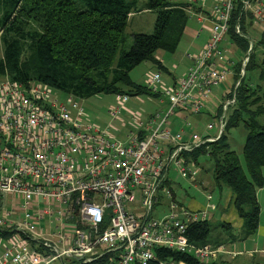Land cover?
<instances>
[{
  "label": "built area",
  "instance_id": "2783aa9c",
  "mask_svg": "<svg viewBox=\"0 0 264 264\" xmlns=\"http://www.w3.org/2000/svg\"><path fill=\"white\" fill-rule=\"evenodd\" d=\"M182 1L187 17L206 31V41L174 82L162 80L157 69L149 73L144 85L166 99L163 111L142 119L140 112L124 108L127 94H115L118 105L108 114L114 119L125 110L129 129L122 141L113 136V125L84 119L72 95L61 99L40 82L24 87L0 80V264H71L73 254H82L74 258L81 262L107 256V264H182L159 258L156 248L206 263L225 252L221 246L189 241L188 225L206 219L214 206L179 207L167 181L169 170L194 180L198 165L187 163L183 154L223 133L234 91L218 103L224 118L214 113L213 123L206 125L217 137L190 133L184 140L181 129H172L170 117L181 111L198 114L212 88L226 81L230 65L237 63L219 48L237 0ZM240 6L255 22L264 20V0H240ZM233 31L241 34L238 20ZM159 206L167 212L154 215ZM54 221L56 227L50 225Z\"/></svg>",
  "mask_w": 264,
  "mask_h": 264
},
{
  "label": "trees",
  "instance_id": "16d2710c",
  "mask_svg": "<svg viewBox=\"0 0 264 264\" xmlns=\"http://www.w3.org/2000/svg\"><path fill=\"white\" fill-rule=\"evenodd\" d=\"M180 1L144 0L142 8L156 14L153 30L133 33L129 44L125 45V28L136 0H0V75H3L0 80L7 78L24 87L28 82H40L79 100L103 93L156 97L144 84H133L128 72L143 61H150L160 71L162 66L155 56L176 50L188 18L182 8L187 4ZM240 8V0H237L227 35L245 51L247 41L233 31L236 20L240 29L243 23L244 13ZM259 43L264 44V40ZM232 68L235 100L229 107L223 133L212 142L184 152L183 156L187 163L198 165L200 157L211 163L212 181L232 193L233 207L242 220L243 237H247L258 225L256 191L264 183L261 173L264 165V62H257L251 52L242 74L239 61ZM251 71L257 73L253 82L246 78ZM239 123L246 129L242 147L244 167L226 141L229 129ZM171 195L174 202L173 192ZM216 228L225 232L229 225H212L207 219L196 221L188 225L186 236L195 244L215 243L211 233ZM155 252L159 258L182 264H226L223 261L202 263L189 254L164 248H156ZM107 261V256L89 262L73 258L71 264H107Z\"/></svg>",
  "mask_w": 264,
  "mask_h": 264
},
{
  "label": "rangeland",
  "instance_id": "374dc122",
  "mask_svg": "<svg viewBox=\"0 0 264 264\" xmlns=\"http://www.w3.org/2000/svg\"><path fill=\"white\" fill-rule=\"evenodd\" d=\"M143 1L144 0H136L135 6L128 17L127 25L125 28V37H126L125 45L129 44L130 37L133 33H150L153 30L154 19L156 14L153 10H147L145 8H142ZM171 1L178 3L180 0H171ZM198 27L199 24L196 22L195 18H187L184 30L188 32L189 29H197ZM240 33H241L240 36L244 38L242 30ZM253 35L254 37H252V39L260 38V35H258L255 32ZM224 41L220 43L219 48L231 49V45L228 39L225 38ZM176 50L183 52L185 55L186 53L185 43L183 41L181 42V44L178 43ZM1 53H2V46L0 43V56ZM263 53L264 52L262 51V54ZM163 54L166 56V58L172 57L171 56L172 53L164 52ZM236 55L241 58L243 56L242 52L239 49H237ZM258 55H260V53H258ZM166 58H165V64H169L170 62V65L175 64L179 68H182L186 62V59L179 62L172 59L169 61ZM153 68L155 67L150 61L140 62L128 72V78L135 85L146 84V79L150 77L149 73L155 70ZM163 73L166 75L162 74L161 72L162 80L164 77H168L166 72ZM256 74H257L256 71L247 72L246 78L247 77L251 78L252 75H256ZM1 77H3V75H0V78ZM229 82L231 83L234 82V80H232L231 75L227 77V80L225 82L221 83L219 86H215L212 88V94L216 96L214 98H218L216 100L222 98L221 92L228 85ZM235 84H237V82ZM56 93L61 97V99L65 97L64 93H61L57 90ZM158 99H159L158 97H151L146 94L127 95V100L123 105L125 106L124 108H128L132 111L140 112L142 119H144L147 113H151L154 112L155 110H159V107L157 106ZM161 99H163V97H161ZM79 105L83 109V112L85 113L84 119L90 120L91 122L100 125H105V124L113 125L114 129H111V132L114 134L113 136L117 137L121 141L123 140V137L119 136L120 132L115 130V128H121L122 133H124L126 129H129V125L126 124L128 123L127 121L128 119L125 115V110L121 109L117 117L114 119H112L108 114V110L110 108H115L118 105V101L114 93H103V94L92 95L85 99L79 100ZM209 105L211 104H208L207 106L209 107ZM229 107L230 105L227 107L225 116L226 114L228 116ZM209 109L210 112H212L214 111L215 106L209 107ZM210 112H206L204 107L201 109V111L198 114H192L183 111L176 112L170 117L171 127L172 129H177V130L182 127L184 130V137H186L190 133H196L201 136H204L206 134L214 136L216 135V130L214 128L209 131L206 129V125L208 123H213L214 121L212 115H209ZM218 115L223 116V114L219 110H218ZM182 118H184V120ZM120 120H122L124 124H126L125 127L121 126ZM245 135H246V129L241 123L229 129L226 135V139H227L226 141L229 145V148L235 152V154L238 157L239 163L241 164L242 167H244L242 147L244 144ZM198 167H199V171L194 176V182L186 178H183L181 176H176L174 174L175 184L172 185L174 201L176 203L182 204L184 207H188L189 205H191L197 207L198 209H203L204 207L207 206L208 203H213L221 207L224 204L223 199L226 198L227 194L229 193L228 189L225 188L224 186L218 187L213 183L210 175L211 163L208 160H206L205 157H200L198 159ZM200 181H203L202 184L206 185V189L202 190L200 188V183H199ZM208 192L211 197L209 200H207L206 198ZM156 212L157 210L154 209L153 214L156 215ZM208 213L209 216L206 219L209 222H214L218 220L217 217L219 214V208H217L216 210H209ZM50 225L52 227H56L57 221L52 222Z\"/></svg>",
  "mask_w": 264,
  "mask_h": 264
},
{
  "label": "crops",
  "instance_id": "0c3cea01",
  "mask_svg": "<svg viewBox=\"0 0 264 264\" xmlns=\"http://www.w3.org/2000/svg\"><path fill=\"white\" fill-rule=\"evenodd\" d=\"M181 2V1H179ZM242 24H241V29L243 32V36L245 38V40L247 41V49L241 50L239 49L234 42H232L231 40H229V36L226 35L225 38L228 39V41L230 42L231 45V49L229 48H222L223 50L227 51L229 56H231V58L235 61H241L240 62V66L242 65V61L246 59L244 66H243V71H244V67L245 64L247 63L249 54L252 52L257 60V62L259 61H263L264 62V53L262 54V51L264 52V44H260L259 41L262 39L264 40V20L262 22H255L253 20V18L251 17L250 14H247L243 17L242 20ZM254 32L257 33L258 35H260L259 39H252V37H254ZM207 38V33L205 30H200L199 27L197 29H189L188 32H186L184 30L183 35L181 36V40H180V44L183 41L185 43V47H186V53L184 55L183 52H180L178 50H175L172 53V57L171 58H166V56L163 53H160L158 55H156V59H158L161 63V70L160 72H162V74H164L163 72H166L168 77H164V81L166 83H172L174 82L175 79L179 78L180 76H182L186 70L188 69V67L191 64V55L200 51L204 45V42L206 41ZM224 38V39H225ZM224 41V40H223ZM225 42V41H224ZM253 48V49H252ZM237 49H239L242 52V58L238 57L237 54ZM258 53H260V55H258ZM263 55V56H262ZM165 58L167 60H176L181 62L182 60L186 59V62L184 64V66L182 68L177 67L175 64H171L170 62L169 64H165ZM241 58V59H240ZM236 64V63H235ZM233 65V64H232ZM232 65H230L231 67V73L228 76H233V68ZM156 69V68H153ZM165 70V71H164ZM242 71V72H243ZM166 75V74H164ZM255 75H252L251 78H249L250 82H253ZM227 80V79H226ZM233 80V78H232ZM225 82V81H224ZM223 83V82H222ZM232 86H233V82H229L228 85L223 89L222 93V98L221 99H226L228 98V92L232 90ZM161 97L163 96H159L158 101H157V106L159 107L160 111H163L166 108L167 105V101L166 99L163 97V99H161ZM216 97L215 95H211L209 101H207L203 106L206 110V112H210L209 107H214L215 109L214 111L210 112L209 115H212V118L214 117V113L217 114L218 110H219V100H216L218 98H214ZM222 101V100H221ZM220 101V102H221ZM208 104L209 107L207 106ZM156 111V110H155ZM154 111V112H155ZM151 113H147L146 116H148ZM213 113V114H212ZM227 116V114H226ZM225 116V117H226ZM226 120V118H225ZM103 126V125H102ZM182 130V136L183 139L186 140L188 135L186 137H184V130L183 128H179ZM173 130H177V129H173ZM122 129L119 128L120 132V136H123V133L121 132ZM208 135V134H206ZM211 136V135H208ZM218 133H216V135H214L213 137H217ZM212 137V136H211ZM199 169V167H198ZM261 173L263 175L264 178V165L261 168ZM211 175V174H210ZM168 186L171 189L172 192V185L175 184L174 183V173L173 171L168 172ZM194 182V180L192 181ZM203 181H200V188L202 190L206 189V185L204 186L202 184ZM228 194L226 196V198L223 199L224 204L220 207L219 205H215L213 203H208V207L213 205V209H207V215L206 218H208L209 210H216L217 208H219V214L217 217V221L214 222H210L212 225H216L218 223H224L229 225V229H224L225 232H222L219 230V228H216L215 230L212 231L211 235H212V240L216 241L215 243H209L212 245H216V246H221L224 249V253H218L217 256L213 259H211L210 261L206 262V263H212L215 261H223L226 264H264V183L263 186L258 188L256 191V198L259 204V217H258V225L254 231L253 234H251L250 236L247 237H243V233H242V220L241 218H239V216L236 213V210L233 207L232 204V193L228 190ZM208 196V198H207ZM207 200H209L210 194L209 192L206 195ZM175 202V201H174ZM210 202V201H208ZM176 205L183 206L180 203H176ZM218 204V203H217ZM184 207V206H183ZM178 208V207H177ZM187 208L192 209V210H198L197 207L191 206L189 205ZM165 209V207L163 206H159L156 215H162L163 213H165L166 211L163 210ZM218 237V239H216L215 237ZM225 236H229V238L227 239ZM227 239V240H226ZM31 246H33L34 248H36L34 246V244H32ZM233 251L235 254L234 255H230L228 252Z\"/></svg>",
  "mask_w": 264,
  "mask_h": 264
},
{
  "label": "water",
  "instance_id": "95a60500",
  "mask_svg": "<svg viewBox=\"0 0 264 264\" xmlns=\"http://www.w3.org/2000/svg\"><path fill=\"white\" fill-rule=\"evenodd\" d=\"M75 259H79L82 257V254H73L72 255Z\"/></svg>",
  "mask_w": 264,
  "mask_h": 264
}]
</instances>
